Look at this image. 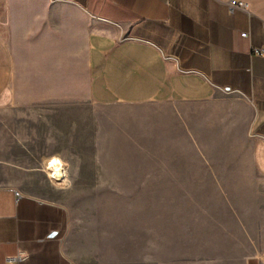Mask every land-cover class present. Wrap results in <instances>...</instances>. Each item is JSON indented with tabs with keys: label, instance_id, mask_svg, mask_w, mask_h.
<instances>
[{
	"label": "crops",
	"instance_id": "crops-1",
	"mask_svg": "<svg viewBox=\"0 0 264 264\" xmlns=\"http://www.w3.org/2000/svg\"><path fill=\"white\" fill-rule=\"evenodd\" d=\"M231 1L0 0V111L79 85L131 122L135 105L171 107L147 113L156 202L178 190L195 226L220 228L195 264H264V0ZM15 192L0 187V264H85L63 204Z\"/></svg>",
	"mask_w": 264,
	"mask_h": 264
},
{
	"label": "rangeland",
	"instance_id": "rangeland-1",
	"mask_svg": "<svg viewBox=\"0 0 264 264\" xmlns=\"http://www.w3.org/2000/svg\"><path fill=\"white\" fill-rule=\"evenodd\" d=\"M66 89L61 85L62 95ZM83 89L75 100L30 99L0 111V187L63 204L72 248L85 264H195L211 255L213 244L196 241L220 228L195 226L207 220L181 211L178 190H167L168 204L156 202L166 189L154 186L147 113L171 107L135 105L143 116L131 122L123 106L99 107ZM50 156L61 159L63 179L44 170Z\"/></svg>",
	"mask_w": 264,
	"mask_h": 264
},
{
	"label": "built area",
	"instance_id": "built-area-1",
	"mask_svg": "<svg viewBox=\"0 0 264 264\" xmlns=\"http://www.w3.org/2000/svg\"><path fill=\"white\" fill-rule=\"evenodd\" d=\"M230 7L233 9V7H239V9H245L246 8V5L244 3H241L239 1H236V0H232L230 2ZM242 38H245L246 37V34L245 33H241L240 35ZM254 53L257 54V55H261V53H264V50H254ZM16 196L19 195V191L18 192H15ZM25 257H16V258H13V260H15L16 262H19L21 260H23Z\"/></svg>",
	"mask_w": 264,
	"mask_h": 264
},
{
	"label": "bare ground",
	"instance_id": "bare-ground-1",
	"mask_svg": "<svg viewBox=\"0 0 264 264\" xmlns=\"http://www.w3.org/2000/svg\"><path fill=\"white\" fill-rule=\"evenodd\" d=\"M51 168V167H50ZM53 171H52V174H51V177L55 180V181H57V180H61V179H63V177H64V172H63V170H62V167H60V166H56L55 168L53 167V169H52ZM50 177V176H49Z\"/></svg>",
	"mask_w": 264,
	"mask_h": 264
},
{
	"label": "water",
	"instance_id": "water-1",
	"mask_svg": "<svg viewBox=\"0 0 264 264\" xmlns=\"http://www.w3.org/2000/svg\"><path fill=\"white\" fill-rule=\"evenodd\" d=\"M50 236H52V235H50Z\"/></svg>",
	"mask_w": 264,
	"mask_h": 264
}]
</instances>
